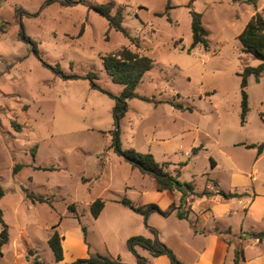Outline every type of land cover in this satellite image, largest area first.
Returning <instances> with one entry per match:
<instances>
[{"label": "rangeland", "instance_id": "1", "mask_svg": "<svg viewBox=\"0 0 264 264\" xmlns=\"http://www.w3.org/2000/svg\"><path fill=\"white\" fill-rule=\"evenodd\" d=\"M60 1L66 0H0L6 23L0 32V210L9 229L0 264H69L89 255L136 264L126 241L151 237L145 217L111 200L152 203L166 213L162 217L175 207L170 194L157 191L152 178L119 154L115 134L121 151L151 153L196 193L211 179L226 183L227 166L245 174L256 166L263 173L264 157L256 160L245 144L264 141V75L258 82L248 77L241 125L237 74L259 62L241 51L236 36L255 12L264 16V0ZM105 3L113 5L112 14L120 11L129 37L108 29L90 8ZM190 8L208 32L206 48L189 50ZM122 47L152 59L135 92L153 101L127 100L116 122L114 100L101 90L117 96L122 86L111 81L101 57ZM15 164L24 166L13 173ZM26 191L45 202L31 201ZM97 198L105 204L95 219L89 205ZM53 230L65 236L60 262L47 244ZM193 230L204 235L196 219L172 215L158 238L187 264L195 258L187 247L197 249L204 240ZM230 245L222 264H232ZM136 252L147 264H169L165 256L164 263L139 247Z\"/></svg>", "mask_w": 264, "mask_h": 264}, {"label": "trees", "instance_id": "2", "mask_svg": "<svg viewBox=\"0 0 264 264\" xmlns=\"http://www.w3.org/2000/svg\"><path fill=\"white\" fill-rule=\"evenodd\" d=\"M193 0H190V4ZM63 4H69L70 1H60ZM48 4V3H46ZM169 5L167 4L166 8ZM95 12L100 16L105 18L108 24V29H114L122 33L125 37H129L128 33L122 27V15L119 10H116L113 14L112 9L113 5L111 3H105L96 6H90ZM165 14V13H164ZM190 30L192 42L189 50L195 48L198 45H202L204 48L207 47V35L208 32L203 26L201 15L190 8ZM163 14H159L162 16ZM6 23L0 21V32L4 33ZM238 40L241 51L259 63L256 66H249L244 64L242 70L237 74L240 78L239 87H240V118L241 125L244 124V118L248 112V96L246 93L247 80L249 76H253L254 79L258 82L259 78L264 75V16L255 12L248 22L245 24L241 32L236 36ZM103 62V67L111 81L122 86V91L119 95L114 96L110 93H107L103 90L102 92L108 94L114 100V106L112 107V114L117 122L120 117L126 111V101L138 98L145 102H152L153 100L144 96H140L135 92V89L141 80L142 76L151 69L152 59L144 54H140L137 51H132L127 47H122L121 49L115 51L114 53L108 54L101 57ZM95 87V86H94ZM171 106L179 110H191L190 107H183L180 103H173L170 100H167ZM113 145L119 154L129 163L132 168H136L143 175H146L152 178L156 183L157 191H172L178 190L181 193V202L180 206L185 204L184 198L190 194L197 197L210 196L212 193L207 189H204L200 193L193 191L191 185L184 183L181 184L176 180L175 177L171 176L169 172L163 169L162 165L158 164L151 153H139L133 149H127L121 151L119 147V140L117 133L113 140ZM247 148L256 149V157L264 152V141L257 145H246ZM192 153L196 152V149L191 150ZM210 164L213 165V161L210 159ZM23 164H15L13 167V173H16L21 169ZM179 173L177 172V175ZM217 194L220 195L223 199H231L241 197L243 194L237 192H225L222 190L217 191ZM4 191L0 186V199L3 197ZM25 197L31 201H37L40 203L45 202V199L41 196H35L30 192H25ZM114 202L120 204L121 206L128 208L134 213L145 217L144 223L149 230L152 237H144L141 235L132 236L127 239L126 245L128 250L133 253L136 257V264H147L146 258L139 256L136 252V248L139 247L149 253L152 257L165 256L170 264H184L180 261L175 254L158 238V230L147 226L146 218L151 213H157L162 216H166V213L162 212L160 208L155 204H146V205H136L129 201L126 197L114 200ZM105 202L101 198L95 199L89 205V212L93 218H98L101 213ZM179 206V207H180ZM174 208V207H173ZM69 210L73 212L74 206L70 205ZM175 215L178 219L188 218V209L184 208H174ZM73 217H76L78 223L80 224L79 216L76 213H73ZM55 229V227L53 228ZM82 232L84 233V228L81 226ZM251 237L257 239L258 241L264 240V232H258L251 234ZM62 236L56 231L50 234L47 239V244L52 251L53 258L56 262H60L63 259V250L61 246ZM9 241V229L7 224L3 220V215L0 210V255L2 254L3 247ZM233 264H240L243 261L242 250L237 245L234 248L233 253ZM30 264H44L38 260H34ZM69 264H124L119 261V259H113L104 256H91L87 258L77 259Z\"/></svg>", "mask_w": 264, "mask_h": 264}, {"label": "crops", "instance_id": "3", "mask_svg": "<svg viewBox=\"0 0 264 264\" xmlns=\"http://www.w3.org/2000/svg\"><path fill=\"white\" fill-rule=\"evenodd\" d=\"M246 145L245 148H247ZM252 149L256 157V149ZM263 157L264 152L256 157V160ZM216 166L217 163L214 161L211 167L215 169ZM227 167H225L226 183L219 179L217 181L211 179L206 182L204 189L212 193L210 196L197 197L188 194L184 198L185 204L180 206L182 195L178 190L161 191L170 194L169 201L176 209L189 210L187 218L189 221L196 219L201 224L204 235L194 230L192 234L196 238H198L197 236L203 237L202 246L197 249L185 246L189 248L190 252L193 251L195 256L191 263L186 261L187 264H222L230 251L231 243L235 247L238 245L242 250L243 261L240 264H264V240L258 241L251 237L253 233L264 232V172L262 173V170L256 166L251 168L247 172L248 174H245L244 171L231 169L233 166ZM219 190L244 195L238 198L223 199L217 194ZM194 192L197 191L194 190ZM172 215L176 216L175 212L167 217L152 213L147 217L148 224L158 232L162 231L167 225V219ZM232 239L234 241H231ZM79 242H81V238ZM64 243L65 236H62V250L65 249ZM208 252H211L213 256L209 258ZM233 253L231 255L230 252L232 264ZM161 257H156V259L165 263Z\"/></svg>", "mask_w": 264, "mask_h": 264}]
</instances>
